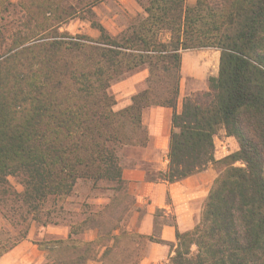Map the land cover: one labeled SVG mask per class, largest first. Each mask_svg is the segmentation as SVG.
<instances>
[{"label":"trees","instance_id":"16d2710c","mask_svg":"<svg viewBox=\"0 0 264 264\" xmlns=\"http://www.w3.org/2000/svg\"><path fill=\"white\" fill-rule=\"evenodd\" d=\"M100 1L84 0L81 12L92 17ZM139 3L145 17L131 29L112 36L91 21L93 38L61 30L78 17L74 5L0 0V190L17 197L32 221L50 224L40 218L45 205L66 199L78 180L123 183L119 150L146 147L142 113L166 107L172 110L167 167L148 179L174 183L219 162L223 169L199 222L176 230L165 264H264V0ZM199 49L219 52L217 75L177 111L182 53ZM142 70L145 89L115 111L111 85ZM221 128L237 150L217 160L214 136ZM9 177L20 193L9 190ZM126 233L110 228L106 239L79 242V254L67 262L86 264L91 252L102 263ZM74 234L71 227L67 238L41 249L77 250ZM26 235L27 228L20 239ZM15 246L0 245V257Z\"/></svg>","mask_w":264,"mask_h":264},{"label":"rangeland","instance_id":"374dc122","mask_svg":"<svg viewBox=\"0 0 264 264\" xmlns=\"http://www.w3.org/2000/svg\"><path fill=\"white\" fill-rule=\"evenodd\" d=\"M10 1L16 3L18 0ZM56 1L63 5L71 4L79 8L78 17L72 18L61 28V30H65L71 35H88L96 38L98 31L91 27V21H96L102 24L110 35L117 36L131 29L145 17V12L139 0H102L92 8V17L85 12H81L84 0ZM195 1L185 0V4L193 6ZM203 54L211 57V64L208 70L200 76H191L186 80H182V82L180 81L181 102L186 96L182 97L184 89L187 95L205 90L208 78L217 75L219 58L217 50H188L184 51L182 56L186 60H194L196 56ZM147 76V71L142 70L111 85L109 92L116 100L113 108L115 111L128 106L131 96L145 89ZM216 135L218 140L221 141L222 134H219L218 131ZM218 140H215L214 146L215 149L220 150L221 146ZM142 148L140 146L124 147L119 150V163L122 169L139 165L137 162L131 164V158L139 159L142 156ZM227 148L228 151L231 150L229 144ZM230 153L232 152L230 151L226 155H217V160H222ZM235 165L241 164L237 162ZM211 168L218 175L223 169V165L219 162ZM149 170L147 178H155L157 172L153 169ZM7 181L10 191L16 193L22 191L23 188L16 178L9 177ZM0 200V245L10 247L12 244H24L13 257L14 262L17 264H61V262L70 264L67 260L79 254V246L80 248L83 247L79 245V242L92 241L100 234L106 239V232L110 228H118V231L125 230L127 233L120 237L102 263L99 261L98 255L95 256L90 252L88 254L90 260L86 264H137L147 243L145 237L127 230L129 216L135 211L136 206L134 204L135 198L129 192V187L125 182L116 184L100 181L93 184L89 180H78L72 193L66 199L51 200L45 205L40 215L41 221L51 222L45 226L31 220L30 215L26 213L27 209L19 202L17 197L8 194L3 195L2 190H0ZM95 226L100 229L99 232L92 229ZM71 227L74 232L76 231V234L72 235V239L77 244V250L62 247L49 254L41 249L51 246L54 240L67 238ZM26 228L27 235L22 240L20 238ZM105 239L100 242V245L108 243ZM93 258L94 260H92Z\"/></svg>","mask_w":264,"mask_h":264},{"label":"crops","instance_id":"0c3cea01","mask_svg":"<svg viewBox=\"0 0 264 264\" xmlns=\"http://www.w3.org/2000/svg\"><path fill=\"white\" fill-rule=\"evenodd\" d=\"M211 61V57L204 54L196 56L194 60H186L182 56L180 81L191 76H200L208 70ZM181 93L179 89L177 111L181 107ZM185 95L187 94L184 89L182 97ZM171 115L172 110L166 107L154 106L143 111L142 124L148 132V144L141 149L142 156L139 159L131 158V164L137 162L139 165L122 169V180L133 194L136 206L135 211L129 216L127 230L139 236L152 238L147 240L137 264L166 263L176 246V230L181 233L189 231L199 222L203 203L217 177V173L211 168L213 166H210L174 183L147 178L149 169L156 172L166 170ZM219 134H222V140L219 141L215 135L214 142L218 140L223 145L229 144L231 152L237 150L235 140L227 137L223 128L219 129ZM217 155H224V151L216 148V159ZM23 245L18 244L1 256L0 264H17L13 257Z\"/></svg>","mask_w":264,"mask_h":264},{"label":"built area","instance_id":"2783aa9c","mask_svg":"<svg viewBox=\"0 0 264 264\" xmlns=\"http://www.w3.org/2000/svg\"><path fill=\"white\" fill-rule=\"evenodd\" d=\"M220 146H221L222 151H224V155H226V153L228 152L227 145H223L222 143H220Z\"/></svg>","mask_w":264,"mask_h":264}]
</instances>
